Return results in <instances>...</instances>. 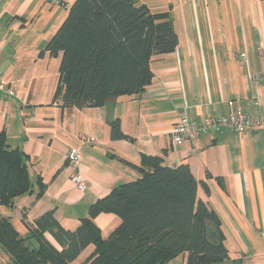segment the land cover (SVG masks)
I'll use <instances>...</instances> for the list:
<instances>
[{
  "label": "crops",
  "instance_id": "0c3cea01",
  "mask_svg": "<svg viewBox=\"0 0 264 264\" xmlns=\"http://www.w3.org/2000/svg\"><path fill=\"white\" fill-rule=\"evenodd\" d=\"M74 1L0 0V74L8 83L0 89V132L24 153L31 184L0 205V214L32 245L39 231L61 250L66 241L56 233L75 231L98 199L139 178L143 155L161 156L170 166L189 165L199 198L219 219L229 257L210 264H264V127L212 128L195 142L172 140L181 115L203 119L243 109L264 116V0H140L152 12L170 13L178 45L152 56L153 80L145 89L87 107L57 96L62 53L47 50ZM259 72L257 84L251 76ZM117 119L125 137H112ZM73 149L81 153L78 168L66 157ZM77 171L83 190L72 180ZM47 213L43 230L38 221ZM94 223L106 239L121 219L101 212ZM94 251L91 243L72 264ZM187 260L182 253L166 264Z\"/></svg>",
  "mask_w": 264,
  "mask_h": 264
},
{
  "label": "trees",
  "instance_id": "16d2710c",
  "mask_svg": "<svg viewBox=\"0 0 264 264\" xmlns=\"http://www.w3.org/2000/svg\"><path fill=\"white\" fill-rule=\"evenodd\" d=\"M177 45L169 12H152L140 0H75L47 44L51 53H62L57 96L63 95L65 105L87 107L142 91L153 80L152 56ZM111 127L113 138L125 137L118 119ZM137 167L141 176L98 199L75 231L55 234L66 241L61 250L39 231L35 232L39 243L32 245L0 214V250L9 257L8 263L72 264L91 243L95 251L83 264H166L182 253L188 254L187 264L229 257L219 219L199 198V181L189 165L170 166L161 156L143 155ZM30 187L24 153L11 148L0 132V205L11 204ZM101 212L121 219L106 239L94 223ZM51 217L47 213L38 225L48 229Z\"/></svg>",
  "mask_w": 264,
  "mask_h": 264
},
{
  "label": "built area",
  "instance_id": "2783aa9c",
  "mask_svg": "<svg viewBox=\"0 0 264 264\" xmlns=\"http://www.w3.org/2000/svg\"><path fill=\"white\" fill-rule=\"evenodd\" d=\"M57 3L59 4V1ZM240 57L241 59L245 58L246 54L243 52L240 54ZM251 80L259 84L262 80V74L259 72L252 75ZM6 85H8L7 79L0 74V89H4ZM9 93L14 95L15 91L10 89ZM262 127H264V116L255 117L252 113L243 109L231 110L225 115H207L203 119L181 115L172 129V140L176 144L185 139H190L195 142L201 134L212 128L242 132L244 130H254ZM82 138L85 142L94 141V137L92 136L85 137L83 135ZM66 157L71 165L78 168L81 161V153L78 150H69ZM72 180L80 190L86 187V182L80 172H75Z\"/></svg>",
  "mask_w": 264,
  "mask_h": 264
},
{
  "label": "rangeland",
  "instance_id": "374dc122",
  "mask_svg": "<svg viewBox=\"0 0 264 264\" xmlns=\"http://www.w3.org/2000/svg\"><path fill=\"white\" fill-rule=\"evenodd\" d=\"M8 256L2 251V249L0 250V263L1 264H6L5 262L8 261ZM9 264V263H7Z\"/></svg>",
  "mask_w": 264,
  "mask_h": 264
}]
</instances>
